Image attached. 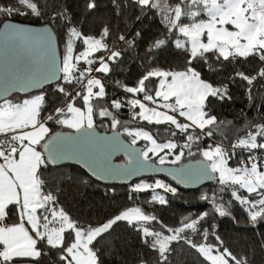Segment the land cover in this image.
<instances>
[{"label":"snow or ice","instance_id":"6c2138e0","mask_svg":"<svg viewBox=\"0 0 264 264\" xmlns=\"http://www.w3.org/2000/svg\"><path fill=\"white\" fill-rule=\"evenodd\" d=\"M112 2L119 14L124 7L122 0ZM127 6L140 9L137 20L153 13L164 28L161 36L153 37L144 46L142 59L147 70L136 84L128 86L117 81L131 97L107 100L105 85L91 73L95 70L107 75L113 70L110 65L119 63L124 52H136L143 39L141 31H135L130 38L119 35L117 39L124 42V48L110 47L107 26L99 37L85 35L76 26L67 6L53 18L65 29L60 66L55 65L53 36L45 29L35 37L43 53L40 60L16 59L7 68L3 79L9 87H38L52 80L63 83L56 84L48 100L44 93L18 103L8 99L0 103V137H3L0 139V264H40L41 257L52 250H56L60 264H103L101 248L112 236L113 226L121 221L141 234L142 243L156 254V264H182L179 257L185 246L195 249L208 264H250L247 256L238 258L224 246L219 235L209 233L204 227L210 215L208 211L195 218L185 216L179 227L161 224L160 230H154L148 225L153 221L161 223L158 217L146 214L139 207L92 225L75 218L59 200L61 184L66 180L78 179L79 183L88 184L87 179L74 178L58 167L66 159L83 161L93 175L103 179L100 173L134 175L152 163L151 155L158 157L160 165H165L179 162L185 150L189 154H194L193 148L200 151L202 136L211 137L214 132L223 135L222 125L232 123L218 121L213 106L231 101L230 86L238 81L245 82L250 105L257 107L259 97L258 107L264 108V91H261L264 89V0H130ZM85 7L89 11L96 9V0H86ZM29 13L42 15L35 0H15L11 5L0 2V15L27 16ZM6 28L13 33L9 40L11 47H16L24 34L37 31L17 28L15 24ZM170 38L174 45L171 56L180 63L165 68L160 58L168 51ZM77 41L86 46L78 53ZM100 51L106 55L95 57ZM97 61L99 66L93 69ZM253 61L261 65L254 73L241 71L237 66V62ZM81 62L87 67L81 68ZM230 66L232 72L222 76V70ZM58 72L62 75L58 76ZM151 81L156 83L154 89L149 87ZM125 104L133 120L139 118L150 125H167L164 129L167 138L158 140L144 128L130 131L125 127L118 119ZM96 116L110 118L112 129L124 127L132 144L144 140V148L136 150L119 143V134L98 139ZM178 117L184 118V122ZM48 122L73 131L66 136L59 133L50 136ZM100 123L103 124V119ZM247 127L250 130L241 137L238 134L241 130L233 126L237 137L230 149H225L222 143L215 147L209 145L201 152L207 163H198L191 170L180 168L173 175H179L181 180L177 182L181 183L185 178L204 179L218 174L221 192L231 188V196L245 208L249 223L256 227L264 222V142H260L264 140V113L260 114L259 121H250ZM120 149L128 153L129 164L134 167L111 165L108 156ZM237 149L249 155L239 161V166L230 167L229 160ZM257 150L259 156L255 154ZM169 156L174 158L169 160ZM148 189L153 191L151 201L161 205L168 201L157 189L177 193L175 187L160 181L137 184L132 192ZM239 190L255 194V198L242 196ZM200 199L212 205V213L232 216L230 208L220 203L215 194H204ZM15 217L19 222L6 223ZM210 235L215 237V243L208 242ZM194 236L201 237L202 241L194 242ZM261 246L264 247V240ZM141 264L145 262L142 260Z\"/></svg>","mask_w":264,"mask_h":264},{"label":"trees","instance_id":"16d2710c","mask_svg":"<svg viewBox=\"0 0 264 264\" xmlns=\"http://www.w3.org/2000/svg\"><path fill=\"white\" fill-rule=\"evenodd\" d=\"M5 4H13L15 0H0ZM38 7L41 9L42 15L37 17L29 13L27 16H11L6 17L0 15V27L6 22L13 20L18 23H24L29 25L45 26L49 25L57 35V41L59 43V52L63 57L65 47V29L62 24L54 22L53 18L57 12L61 11L64 6L70 8L73 13V17L76 22V26L85 34L99 37L103 28L107 26L110 30V36L108 42L110 47L114 46L116 49L124 48V42L119 41L117 37L122 34H126L129 38L131 35L139 30L143 35V39L140 41V48L136 52L131 50L124 52L121 61L117 64L110 65L112 71L105 75L104 73H98L99 78L106 87L108 93L106 99L111 100L113 98H122L128 96L124 93L123 89L117 84L120 81L128 86H134L147 69L145 61L142 59L143 49L145 44L153 37L161 36L164 32L163 25L159 22L158 17H154L153 13L142 17L141 20H137L136 17L140 15V9L137 7H128L130 0H122L124 7L117 13L115 5L112 0H96L97 8L93 10H87L86 0H35ZM21 11H27L25 8H21ZM154 11V10H153ZM206 18V17H205ZM169 39V49L164 51L161 60V66L167 68L169 65L179 64V60H174L171 56V52L174 45ZM83 46L79 41L76 42V52L83 51ZM178 51V50H177ZM95 57L105 56L104 51H100L94 54ZM251 59V58H250ZM227 63V62H225ZM99 62L97 61L93 67H97ZM81 68L87 67L84 62L81 63ZM237 66L241 71L246 73H254L261 65L253 61L237 62ZM232 72V67H228L222 70L221 75L227 76ZM215 79V76H213ZM59 83H63L60 81ZM150 88H155V81L148 82ZM244 83L238 81L235 85H231V92L233 99L226 102H218L213 106V114L217 116L218 121H231V124L225 123L222 125L223 135L220 132H214L211 137H204L201 140L200 147L202 149L207 148L209 145L221 144L225 149H230V144L237 137L233 126H237L241 131L238 133L241 137L245 131L250 130L247 126L250 121H259L260 114L264 113V108H259L261 103L260 98L256 100L257 107L250 105V102L245 94ZM55 85H47V87L39 92L40 94L47 93L46 100L51 96L52 91L55 89ZM80 86H77L79 89ZM261 91H264L262 89ZM142 96V94H141ZM23 96L20 94L13 95L12 102L20 101ZM79 106V105H77ZM139 111V109H137ZM45 115L42 112V116ZM98 123L96 128L100 132H113L120 131L124 139L130 141V136L124 131V127H118L117 129L111 128L110 118H100L98 116ZM103 119V124L100 123ZM118 119L128 129L144 128L151 131L158 140H165L167 134L164 129L167 125H150L148 122L139 118L133 120L128 108L122 109L118 114ZM48 126L51 131L50 136L65 131L62 126L48 122ZM260 140V138H258ZM264 142V140H260ZM183 143V141H181ZM146 142L140 140L136 145L144 148ZM260 155L259 150L255 153ZM247 151L240 149L236 150V154L229 160L230 167L239 166V161L248 156ZM173 159V156H169ZM152 163H158L155 157H152ZM204 160L201 154L193 156L185 150V155L176 164H167L172 166L184 165L188 162H195ZM117 163H125L124 158H119ZM60 167V166H58ZM65 172L69 173L74 178L83 177L88 180L87 185L79 183L78 179L66 180L61 184V190L58 194L59 200L63 206L79 220L97 225L105 222L106 220L120 214L123 211L130 210L135 207L141 208L146 214H153L158 217L161 223L155 221L149 223V227L154 230H160L161 224L168 227H179L181 221L185 216L195 218L198 214L204 211L210 212L207 222L204 223V227L207 228L209 233L215 232L224 241V246L227 247L234 255L247 256L250 264H264V247L261 246L262 240H264V222L259 223L256 227H253L248 221V214L244 207L240 205L231 196V191L225 189L221 192L222 185L218 182L217 174L211 184L202 186L200 188H187L178 182H175L169 177H147L138 181H154L155 179L164 180L165 184L171 185L177 189V193L165 192L164 196L168 203L161 205L158 201L152 202L151 197L153 195L152 190H145L140 193H133L130 185H105L94 178L90 177L86 171L78 166L62 165ZM132 182V183H134ZM212 196L216 195L220 203H225L230 208L232 216L220 217L218 213H212V205L206 201L200 199L202 195ZM239 194L247 196L249 199L255 198V194L249 195L247 192L240 190ZM230 202V203H229ZM235 217V220L232 218ZM12 223L19 222V218L15 217L11 220ZM113 234L109 238L107 244H104L101 251L104 252L102 256L103 264H141L143 260L145 264H156V254L152 249L142 243L141 234L130 227L127 222L121 221L117 225L113 226ZM167 234V232H165ZM194 242H201L202 238L199 236L193 237ZM210 243H215V237H209ZM109 245L111 247H109ZM223 249H221L222 251ZM56 250H52L47 256H42L40 264H60L58 257L55 255ZM175 255V254H174ZM182 264H208L195 249H191L185 246L180 257Z\"/></svg>","mask_w":264,"mask_h":264},{"label":"water","instance_id":"95a60500","mask_svg":"<svg viewBox=\"0 0 264 264\" xmlns=\"http://www.w3.org/2000/svg\"><path fill=\"white\" fill-rule=\"evenodd\" d=\"M9 24H15L17 28H33L37 31L32 34H24V37L19 39L17 42L16 47H11L9 44L10 37L13 35L11 29H7L6 26ZM47 29L53 36V43L52 48L54 50V58H55V65L56 67L60 66L62 57L61 52H59V43L57 41V35L55 34L54 30L49 25L45 26H38V25H29L24 23H18L13 20L4 22L0 27V103L4 102L5 99H10L15 94H20L22 96L29 95V94H36V92L43 91L47 85H55L60 81L52 80L50 82H45L43 86L38 87H27L24 88L21 85L11 86L9 87L4 82V76L6 75L8 66L13 63L16 59H26L31 58L34 61H39L42 56V49L41 47L36 44L35 37L38 36L40 33L44 32ZM51 55V53H49ZM57 75H62V73H57ZM7 88V90H5ZM62 136H66L69 132L61 131L58 132ZM57 134V133H56ZM54 134V135H56ZM118 135L119 143L136 150L142 149L141 146L132 144L124 139L120 131H113V132H100L97 128H95V135L98 139L103 140L105 137L112 138ZM119 158H124L125 163H117ZM108 159L110 160L111 165L115 166L116 168H120L121 166L127 165L128 167H134V164H129V160L131 157L125 152L123 149L118 151H113L109 156ZM198 163H207L204 160H199L195 162H188L184 165H160L159 163H150L142 170L136 172L134 175H108L106 173H100L104 178L101 179L97 175H93L91 171L84 165L83 161H78L75 158L66 159L61 162L59 165H72L78 166L84 171L88 173V175L94 178L96 181L105 184V185H130L132 182L136 180H142L143 178L147 177H169L175 182L181 180L179 175H173L180 168L191 170L194 165ZM215 178V174H211V178H204V179H195V178H185L183 182L179 183L187 188H200L202 186L211 184Z\"/></svg>","mask_w":264,"mask_h":264},{"label":"rangeland","instance_id":"374dc122","mask_svg":"<svg viewBox=\"0 0 264 264\" xmlns=\"http://www.w3.org/2000/svg\"><path fill=\"white\" fill-rule=\"evenodd\" d=\"M206 39V38H205ZM82 63V62H81ZM87 66V65H86ZM99 65H97V67H98ZM92 67H93V65H92ZM96 67H93V69H95ZM93 73V74H92ZM92 73H91V75L93 76V77H96V78H99V76H98V74H96V71L95 70H93L92 71ZM100 79V78H99ZM79 86V85H78ZM35 95H40V93L39 92H36V94H29V95H25V96H23L21 99H20V101H17V102H14V103H18V102H21L23 99H27V98H31V97H33V96H35ZM128 96H124V97H122V99H127L128 97H131V94H127ZM3 103V102H2ZM145 103H148V102H145ZM125 105H127V104H125ZM148 106L149 107H153V105H151L150 103H148ZM98 116H96L95 117V120H96V124L98 123ZM178 119H180L182 122H184V118H182V117H178ZM147 122V121H146ZM63 128V130H65V132H69V133H71L73 130H71V129H69V128H67V127H62ZM138 129V128H137ZM136 129V130H137ZM129 130L130 131H135V129H133V128H129ZM205 131H207V129H205ZM197 132H199V130L197 129ZM127 134V133H126ZM204 137H206V136H202L201 137V140L202 139H204ZM131 137H130V141H131ZM141 140V139H140ZM140 140H138V141H140ZM137 141V142H138ZM235 141H236V138L233 140V142H231V143H235ZM201 143V142H200ZM211 146H213V147H215L216 145H211ZM206 149V148H205ZM205 149H202L201 147H200V151H197L195 148H193V153L194 154H191V155H193V156H198L199 154H201V152L203 151V150H205ZM151 155V154H150ZM152 157H155L154 155H151ZM156 158V160H158V157H155ZM169 160H171L170 158H169ZM217 177H218V174H217ZM156 181H160V182H162V183H164L165 184V182H164V180H162V179H160V178H158V179H155L154 181H147V180H143V181H138V182H134V183H132V187L131 188H134L137 184H154ZM238 187V186H237ZM227 189H229L230 191H231V188H227ZM148 190H152V189H148ZM164 190V189H163ZM157 192H159V194L160 195H163L164 196V194H163V192L161 191V189H157L156 190ZM240 191V190H239ZM244 191V190H243ZM246 192V191H245Z\"/></svg>","mask_w":264,"mask_h":264},{"label":"built area","instance_id":"2783aa9c","mask_svg":"<svg viewBox=\"0 0 264 264\" xmlns=\"http://www.w3.org/2000/svg\"><path fill=\"white\" fill-rule=\"evenodd\" d=\"M86 47V46H85ZM93 74V73H92ZM125 108H128V106L127 105H125V107L123 108V109H125ZM0 139H3V137H0ZM6 223H9V224H11L12 222H11V220L10 221H6Z\"/></svg>","mask_w":264,"mask_h":264},{"label":"crops","instance_id":"0c3cea01","mask_svg":"<svg viewBox=\"0 0 264 264\" xmlns=\"http://www.w3.org/2000/svg\"><path fill=\"white\" fill-rule=\"evenodd\" d=\"M14 102H15V101H14ZM14 102H13V103H14ZM25 226H26V227H30V226H28L27 224H26Z\"/></svg>","mask_w":264,"mask_h":264}]
</instances>
